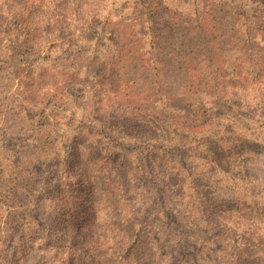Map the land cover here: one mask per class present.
<instances>
[{
  "label": "rangeland",
  "instance_id": "rangeland-1",
  "mask_svg": "<svg viewBox=\"0 0 264 264\" xmlns=\"http://www.w3.org/2000/svg\"><path fill=\"white\" fill-rule=\"evenodd\" d=\"M240 1L247 2L0 0V264L119 263L134 242L125 238L137 229L133 214L150 202L149 195L141 196L151 181L150 161L141 165V158L176 153L137 140L151 121L185 129L187 158L196 155L176 181L215 180L207 161L216 158V133L223 134L233 116L210 85L233 71L245 72L248 81L236 85L264 80L263 43L250 55L234 42L264 20L257 19L264 4L235 7ZM258 30L251 32L264 37V27ZM200 38L215 45L219 57L212 68L209 58L199 57ZM153 39L163 63L156 70L142 64L155 54ZM201 80L202 97L195 94ZM168 100L190 115L169 111ZM236 174L222 178L229 185L217 189L237 196L221 200L210 191V202L200 209L214 216L225 207L236 223L226 228L256 246L264 241V167L256 172L262 181L252 197L242 195ZM188 190L187 184L176 194L181 212L191 210L178 196Z\"/></svg>",
  "mask_w": 264,
  "mask_h": 264
},
{
  "label": "trees",
  "instance_id": "trees-1",
  "mask_svg": "<svg viewBox=\"0 0 264 264\" xmlns=\"http://www.w3.org/2000/svg\"><path fill=\"white\" fill-rule=\"evenodd\" d=\"M259 2L264 4V0H247L245 4H243V1H240L239 4L235 3V7H257V5L260 6ZM263 10L264 8L261 9L260 17L257 19L264 17ZM257 22L255 23L257 28H251L245 39H234V42L239 44L241 49H245V52L250 51V55L256 52L257 46L261 43L264 45V37L260 35L258 39L257 33L253 34L251 32L264 27V20ZM155 41L156 39H153L150 42V48L155 47V54H149L147 60L141 63L148 69L155 67L156 70L159 64L162 65L163 63L156 55L158 47ZM198 42L203 44L200 50L204 51L199 57L209 58L210 62L208 60L206 64L208 68H212L214 59L219 57L215 45L212 46V41H207L205 38H200ZM260 51H264V47ZM254 65H257V63ZM260 68L259 77L264 72V65H261ZM232 73L230 76L223 75L221 84L210 85L212 88L219 90V100L223 101L224 104H229V114H232L233 117L230 121L231 125L225 129L223 134L221 132L216 133V135L221 134L220 139L217 141L219 149L215 154L216 158L207 161L213 168L215 167L214 170L210 171V173H214L215 180L206 178L203 183L190 181L187 183L188 194L185 195L181 192L178 195L181 196V200L186 198L187 202L191 204L190 212L185 210L181 212L177 209L175 203L178 200L176 194L187 186L185 182L176 181V179L179 176L181 179L182 172L186 174L188 170L186 163H193L196 157V155H192V157L187 158L189 152L185 150V147L186 145L189 146V143L188 137L185 136V129H171L166 124L154 122L155 120L141 126V135L137 139L139 142L145 140L146 144H149V148L154 151L158 148L172 147L176 153H172L166 157L167 159L152 154L141 158V165L146 161H150V166L147 165L146 167L151 181L148 185L143 186V192L141 193V196L149 195L150 202L148 207L140 203L136 213L133 214V216H136L133 221L137 229L133 226L125 238L132 237L134 242L130 247H126L128 249L124 251L121 261L117 264H264V241L252 246L244 238L237 239L231 230L226 228L228 222L232 226L236 223L227 219V209L225 207L217 211L214 216L208 209H200L201 207L206 208L208 202H210L211 198L208 197L210 191L212 193L217 192L218 198L221 200L230 198V196H237L238 191L232 193L233 195H227L223 192L224 190L217 189L227 188L229 182L228 180H222V178L228 177L232 172H236V175L240 177V185L242 184L245 191H241L242 195L247 193L252 197L250 192H254L255 185L262 181L256 176V172L264 167V159L258 149L259 138H263L264 141V80L261 79V82L252 87L236 85L235 80L246 83L248 81L245 78V72L233 71ZM246 75L249 76L247 72ZM226 79H228V82H224ZM201 84H203L202 80L195 94L202 97ZM205 84L209 85V82ZM249 88L252 89L249 90ZM248 99L251 102L244 104ZM168 101L166 106L169 111L181 110L185 116L190 115L188 111H184V108H179V103L176 100ZM158 110L159 108L155 106L152 111L156 112ZM140 114L146 116L145 111L141 110ZM253 124L256 127H252ZM135 142L137 143V141ZM193 144L195 145V138ZM208 148L210 147H207L206 151L210 152ZM221 155H228V158L220 160L218 157ZM144 168L142 166L141 171ZM191 174L195 176V173L191 172ZM201 179H205V176H201ZM160 196L162 197L163 206L167 207L171 204L172 207L166 210V208H162L163 206H158ZM246 232H248V238L252 237L253 233L249 232V229H245L243 234ZM237 240L241 242L240 249L234 251L233 247ZM90 264L107 263L92 262Z\"/></svg>",
  "mask_w": 264,
  "mask_h": 264
}]
</instances>
